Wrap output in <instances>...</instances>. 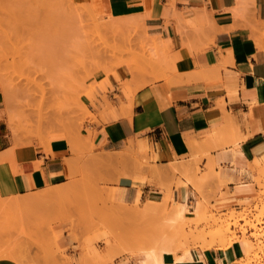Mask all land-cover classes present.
Instances as JSON below:
<instances>
[{"label":"rangeland","instance_id":"1","mask_svg":"<svg viewBox=\"0 0 264 264\" xmlns=\"http://www.w3.org/2000/svg\"><path fill=\"white\" fill-rule=\"evenodd\" d=\"M63 6L37 0L0 2V77L10 87L19 82L35 88L34 94L12 91L13 127L5 115L14 145L44 146L53 135L67 134L76 153L91 162L76 168L63 183L70 187L50 200L28 202V194H0V261L138 264L173 232L196 252L249 239L257 250L232 264H264V164L253 167L249 181L233 183L223 177L220 164H196L187 198L174 192L173 185L179 189L184 184L179 177L162 187L155 199L161 207L149 210L145 206L151 196L142 198V190L132 201L123 198L114 164L102 163L115 153L96 151L90 125L114 109L110 94L116 88L129 84L138 89L156 66L170 69L169 52L143 20L108 17L102 6L88 3ZM56 115L62 121L51 123ZM241 182L250 186L247 198L236 193ZM184 199L192 210L201 203L203 216L188 211L176 219L175 207ZM201 230L208 232L194 237Z\"/></svg>","mask_w":264,"mask_h":264},{"label":"crops","instance_id":"2","mask_svg":"<svg viewBox=\"0 0 264 264\" xmlns=\"http://www.w3.org/2000/svg\"><path fill=\"white\" fill-rule=\"evenodd\" d=\"M75 1L102 6L108 17L145 21L169 52L170 69L156 66L148 83L138 89L129 84L116 88L110 94L114 109L90 125L96 151L115 153L102 163L114 164L123 198L132 201L142 190V198L151 196V209L161 207L155 199L162 187L179 177L184 184L179 189L173 185L174 192L187 198L195 165L208 161L220 164L223 177L232 183L249 181L253 167L264 164V0ZM5 113L0 100L3 196L31 195L47 186H64L63 193L71 185L63 184L70 174L90 164L91 158L76 153L67 134L44 146L14 145ZM236 193L247 198L250 186L241 182ZM197 205L192 210L184 199L175 210L182 218L188 211L199 218L204 212L198 215ZM242 242L191 250L193 258L182 261L164 250L162 260L232 264L246 255Z\"/></svg>","mask_w":264,"mask_h":264},{"label":"bare ground","instance_id":"3","mask_svg":"<svg viewBox=\"0 0 264 264\" xmlns=\"http://www.w3.org/2000/svg\"><path fill=\"white\" fill-rule=\"evenodd\" d=\"M6 1L7 0H0V2H2V3H6ZM37 1H41V3L43 5H47L49 7H53V5L54 6H61V5L63 6L64 5L63 7H65V5H66V7H67V3H70V2L71 3L73 2L74 4L80 3V2H76L75 0H37ZM2 9L4 10V9H6V7L2 8ZM134 68L135 67L132 65L133 71H134ZM1 76H2V74H1ZM4 79H5L4 75H3V78L0 77V93H1L0 94V98H1L0 100L4 103V106H5V109L7 112V116H8L9 121H10V125H11V127H13L16 112H15V108H14L15 105H13L15 99L14 98L12 99V96H11L12 91L15 90L16 92L20 91V92H26L29 94H34L35 88L33 86L29 85L28 83H25V86H23L19 82L12 84L10 87L9 84L8 85L4 84V82H3ZM60 120L61 119L60 118L58 119L57 115H56V117L52 116L50 118L51 123L55 122V121H60ZM52 137L53 138L60 137V135L56 134V135H53ZM64 188H65L64 186L63 187L47 186V187L41 189L40 191H38L36 193H33L31 195H27L26 197H24V201H28V202L46 201V200H48V199H50V198H52L58 194L61 195L62 194L61 191L65 190ZM150 207H151V205L149 206V204H147L145 206V209L149 210V209H151ZM202 209L203 208L201 206V203H198V205L195 208V212L198 213V215H199L201 213ZM175 216H176V219L181 218V220H182L181 212H179V211L177 212L175 210ZM249 226H250V224H249ZM253 227H256V225H253ZM255 235L258 237L259 233H255ZM240 240L243 241L242 244L244 245V250L246 253V255L243 258L250 257L253 254L254 250L258 246L254 247L255 244L252 243L249 239L241 238ZM214 244L218 245L220 243L218 242V243H214ZM225 247L227 248L228 246H225ZM219 248H221V247L219 246ZM164 250L174 252L177 261H182L185 259L190 260L193 258L192 253H191V248L183 245L180 242L178 236H176L175 233L170 232V233H167L165 236H163V238L160 240V242H158L156 245H154L149 251H147V252L145 251L146 253H145V255L143 254L144 258L141 260L140 264H167V263L163 262V260H162V252ZM6 255H9L12 257H17V255L14 254L13 252L6 253Z\"/></svg>","mask_w":264,"mask_h":264}]
</instances>
